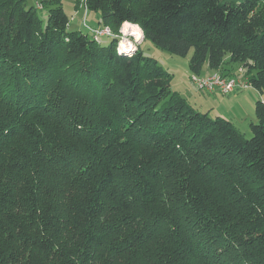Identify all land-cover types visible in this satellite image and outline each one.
Returning <instances> with one entry per match:
<instances>
[{
    "label": "trees",
    "instance_id": "trees-1",
    "mask_svg": "<svg viewBox=\"0 0 264 264\" xmlns=\"http://www.w3.org/2000/svg\"><path fill=\"white\" fill-rule=\"evenodd\" d=\"M84 1L106 44L0 0V264H264V0ZM126 23L192 76L241 68L250 138L118 53Z\"/></svg>",
    "mask_w": 264,
    "mask_h": 264
},
{
    "label": "rangeland",
    "instance_id": "rangeland-1",
    "mask_svg": "<svg viewBox=\"0 0 264 264\" xmlns=\"http://www.w3.org/2000/svg\"><path fill=\"white\" fill-rule=\"evenodd\" d=\"M36 1L27 0V5H33ZM75 1L62 0L64 13L69 19L72 16L74 18H71L69 21V29L71 31H82L86 33L87 29L84 26L90 27L89 29L91 30L97 28V17L95 14L87 10L85 11V1L79 0L76 7ZM37 13L41 20L45 21L46 11H38ZM122 30L123 26L120 28L119 32L121 36H119L116 44V51L118 53H121L120 44L123 41L129 42L128 44L132 45V50L123 52L125 54L130 55L135 51L136 47L140 48L146 56L156 60L157 64L171 75L170 86L172 91L179 93L198 111L209 112L211 117L218 116L232 122L246 139L250 138L249 126L256 122L254 106L255 102L259 99V95L255 90L250 87L249 89L235 91L228 95H221L219 93H214V95L199 92L191 82L192 74L188 68L191 52L185 58L177 57L156 48L149 41H144L143 39L135 41L131 36L123 34ZM110 40L111 38H102L100 40L99 37L98 39L102 44H106ZM235 77L237 78L236 75Z\"/></svg>",
    "mask_w": 264,
    "mask_h": 264
},
{
    "label": "built area",
    "instance_id": "built-area-1",
    "mask_svg": "<svg viewBox=\"0 0 264 264\" xmlns=\"http://www.w3.org/2000/svg\"><path fill=\"white\" fill-rule=\"evenodd\" d=\"M84 27L87 29L85 30L89 32L96 41H98L99 37L110 36V29L107 27H98L93 30L89 29L90 27ZM237 73V78H226L223 77L220 72L216 71L206 76H192L191 82L199 92L205 94L219 93L221 95H228L235 91L249 89L250 85L247 79L243 76V70L239 68Z\"/></svg>",
    "mask_w": 264,
    "mask_h": 264
},
{
    "label": "bare ground",
    "instance_id": "bare-ground-1",
    "mask_svg": "<svg viewBox=\"0 0 264 264\" xmlns=\"http://www.w3.org/2000/svg\"><path fill=\"white\" fill-rule=\"evenodd\" d=\"M122 33L125 35H129L132 38L135 39V41H140L142 40V33L140 29L137 26L131 25V24H124L123 25V30ZM129 43V42H128ZM126 41H123L120 46H121V53L126 52V51H131L132 50V45L128 44Z\"/></svg>",
    "mask_w": 264,
    "mask_h": 264
},
{
    "label": "crops",
    "instance_id": "crops-1",
    "mask_svg": "<svg viewBox=\"0 0 264 264\" xmlns=\"http://www.w3.org/2000/svg\"><path fill=\"white\" fill-rule=\"evenodd\" d=\"M79 2V0H76L75 1V7L77 6V3ZM84 9V8H83ZM76 11H78L77 9H75ZM85 11H86V9H85ZM87 16V15H86ZM97 17V16H96ZM71 18H73V16L72 17H70V19ZM69 19V18H68ZM70 19H69V21H70ZM74 19V18H73ZM97 22H98V17H97ZM99 27V26H98ZM97 27V28H98ZM70 30V29H69ZM227 60V59H226ZM230 66L229 65H226V64H224V68H229ZM210 72L211 71H207V69L206 68H204V70H203V75H208V74H210ZM215 95V94H214ZM200 107H202V106H200Z\"/></svg>",
    "mask_w": 264,
    "mask_h": 264
},
{
    "label": "water",
    "instance_id": "water-1",
    "mask_svg": "<svg viewBox=\"0 0 264 264\" xmlns=\"http://www.w3.org/2000/svg\"><path fill=\"white\" fill-rule=\"evenodd\" d=\"M122 27V26H121ZM100 28V27H99Z\"/></svg>",
    "mask_w": 264,
    "mask_h": 264
},
{
    "label": "clouds",
    "instance_id": "clouds-1",
    "mask_svg": "<svg viewBox=\"0 0 264 264\" xmlns=\"http://www.w3.org/2000/svg\"><path fill=\"white\" fill-rule=\"evenodd\" d=\"M98 27V26H97Z\"/></svg>",
    "mask_w": 264,
    "mask_h": 264
}]
</instances>
